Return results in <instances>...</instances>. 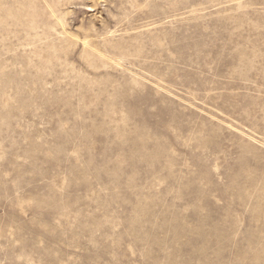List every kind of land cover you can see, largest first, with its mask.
Segmentation results:
<instances>
[{"label":"rangeland","instance_id":"rangeland-1","mask_svg":"<svg viewBox=\"0 0 264 264\" xmlns=\"http://www.w3.org/2000/svg\"><path fill=\"white\" fill-rule=\"evenodd\" d=\"M0 264H264V0H0Z\"/></svg>","mask_w":264,"mask_h":264}]
</instances>
